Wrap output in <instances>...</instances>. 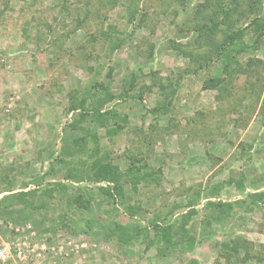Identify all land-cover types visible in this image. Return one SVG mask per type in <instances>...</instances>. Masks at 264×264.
Instances as JSON below:
<instances>
[{
	"label": "rangeland",
	"instance_id": "374dc122",
	"mask_svg": "<svg viewBox=\"0 0 264 264\" xmlns=\"http://www.w3.org/2000/svg\"><path fill=\"white\" fill-rule=\"evenodd\" d=\"M257 1L264 16V0L240 8ZM204 2L0 0V249L21 246L19 264H264V34L247 35L249 49L223 71L211 49L226 33L196 16ZM211 77L224 82L204 88ZM91 87L71 109L75 91ZM128 89L132 96L118 97ZM103 99V110L127 117L122 129L76 123ZM164 102L169 111H153ZM81 135L85 153L75 144ZM99 163L118 166L119 182L91 181ZM131 164L150 180L133 185ZM69 171L78 179H66ZM56 182L66 193L46 196ZM108 185L113 212L98 190ZM27 191L35 193L20 201ZM77 192L89 207L67 203ZM208 201L233 205L220 213ZM192 208L199 214L186 240L151 245L153 233H129ZM244 241L251 249L236 251Z\"/></svg>",
	"mask_w": 264,
	"mask_h": 264
},
{
	"label": "trees",
	"instance_id": "16d2710c",
	"mask_svg": "<svg viewBox=\"0 0 264 264\" xmlns=\"http://www.w3.org/2000/svg\"><path fill=\"white\" fill-rule=\"evenodd\" d=\"M262 0H260V3ZM240 0H205L204 3H201V5L198 6V9H196V16H202L205 15L204 22L205 26L211 24L213 28H215L216 31L222 30V32L226 33L225 38L220 43H215L211 49L212 53L216 55V59H220L223 62V71H227L228 68H230L234 62V60L239 57L243 52L247 51L249 49V43L246 41L247 35H255L257 39H261L262 35L264 34V16H260L256 8L258 1L256 5L251 4L248 6V8H240ZM209 12V13H207ZM133 16L134 14L131 13ZM251 15H254V18L251 20L250 24L246 27L240 25L241 22L246 19L247 17H250ZM198 30H202L205 27L203 25H198L196 27ZM200 40V39H199ZM256 40V39H255ZM113 42V48L112 50L119 48L122 46L123 41L119 40L117 42ZM121 44V45H120ZM210 57H206V62H209ZM262 62V61H260ZM203 68L200 67L201 70ZM197 70V71H198ZM136 78L133 77L131 86H134ZM224 82V79L221 77H211L207 78L204 83V88L212 89L219 85H221ZM161 87L166 88L164 85H161ZM148 88V86H147ZM94 87H91L87 89V93L84 95H80L79 92L75 91L73 94V102L71 105V109L79 110L81 106L84 104L86 99L91 96L93 92ZM131 89L125 90L121 92L118 97H120L122 100L127 99L128 97L132 96L129 95V91ZM143 92V91H142ZM105 95H107L108 98L115 99V94L109 90H105ZM90 95V96H89ZM143 95H138V93H135L133 97L136 99H141ZM106 99H103L101 102H98L93 110L91 111H83L79 112L78 118H76V123L82 124V123H90L95 126L99 127H107L108 125H111L112 128L115 130L122 129L124 125L128 123V119L126 116H123L117 109L111 108L107 110H103V106L105 104ZM171 105L170 102H164L160 103L158 106L154 107V112H160L165 113L169 111V106ZM89 129V128H88ZM93 135V134H92ZM95 139V143L98 141L96 140L95 134L93 135ZM89 137L87 135H81L75 139V144L77 146V152L78 153H85L87 150ZM76 151L72 153V155H75ZM144 165L134 166L131 164L129 167L126 175L127 177H132L133 185L137 184L141 180H150L151 174H143L142 168ZM119 168L116 165H113L111 163L102 164L99 163L95 167L92 168V175L90 176V180L93 182H100V181H107V182H113L118 183L119 178ZM66 179H78L76 177L72 176L71 171H69L66 174ZM99 193L104 196V198L109 202V204L112 207V212L116 211L118 208L116 207V201L114 193L112 192V189L110 185L108 186H101L98 188ZM67 191V187L64 183L56 182L51 185V187H48V189L44 190V193L46 196L55 198L56 193L57 194H65ZM35 191H27L24 193H19L18 197L20 201H27L25 200L30 195H33ZM257 196V194H256ZM47 197V198H48ZM67 203L71 206H79L81 208H86L90 206L91 199L87 195V193H81L77 192L73 197L67 199ZM232 203H222V202H214V201H208L207 206L211 207L212 209H218L220 213H224L232 208ZM136 209L138 207L136 206ZM129 213L133 214L136 212L135 207H129L128 208ZM199 211L195 208H192L188 210L187 212L181 213L179 218H175L173 221H160V217L154 216V218L150 221V224L148 226H143V229L138 227H133V230H129V233L134 237L140 236L142 232H145L147 235L145 237L147 240L150 238L151 233L154 234V238L150 240V244L155 243H161L165 242L166 244H172V241L174 240V243L179 242L180 240H186L188 238V225L190 224L191 220L194 218V216L198 215ZM212 218L209 219L208 224L212 223V220L218 219L219 217L215 214L211 216ZM118 229H122L121 225L117 226ZM128 231V230H126ZM125 231V232H126ZM124 232V233H125ZM124 233L122 236L124 237ZM129 237V236H126ZM235 250L236 251H245L248 252L251 249V244L248 241L239 242L235 244Z\"/></svg>",
	"mask_w": 264,
	"mask_h": 264
},
{
	"label": "built area",
	"instance_id": "2783aa9c",
	"mask_svg": "<svg viewBox=\"0 0 264 264\" xmlns=\"http://www.w3.org/2000/svg\"><path fill=\"white\" fill-rule=\"evenodd\" d=\"M25 257L26 252L21 248V246L13 251H11V248L8 246L0 249V260H2L4 263L10 262V264H19V262L25 260ZM25 262L27 263V261Z\"/></svg>",
	"mask_w": 264,
	"mask_h": 264
}]
</instances>
